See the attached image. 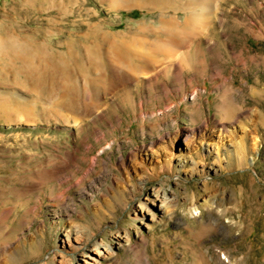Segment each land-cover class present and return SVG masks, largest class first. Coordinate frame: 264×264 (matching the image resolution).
I'll use <instances>...</instances> for the list:
<instances>
[{
  "label": "rangeland",
  "instance_id": "rangeland-1",
  "mask_svg": "<svg viewBox=\"0 0 264 264\" xmlns=\"http://www.w3.org/2000/svg\"><path fill=\"white\" fill-rule=\"evenodd\" d=\"M75 239L264 264V0H0V264Z\"/></svg>",
  "mask_w": 264,
  "mask_h": 264
},
{
  "label": "bare ground",
  "instance_id": "bare-ground-1",
  "mask_svg": "<svg viewBox=\"0 0 264 264\" xmlns=\"http://www.w3.org/2000/svg\"><path fill=\"white\" fill-rule=\"evenodd\" d=\"M159 50V49H158ZM158 53V52H157ZM161 53V52H160ZM173 56L170 54V57ZM180 76L179 73L176 75ZM186 139L189 140V134L186 136ZM240 143L237 142V149L239 153L240 160H243V151L240 148ZM147 203L158 206L163 205L164 201L160 199L157 193H153V195H149L146 199ZM218 208H223V198L217 204ZM70 253H72L77 259V264H95L98 260L104 255V252L100 249V244H88L80 241V239H75L72 243L69 242Z\"/></svg>",
  "mask_w": 264,
  "mask_h": 264
}]
</instances>
